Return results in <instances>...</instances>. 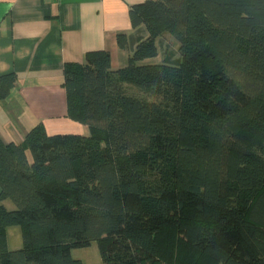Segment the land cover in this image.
<instances>
[{"label":"trees","instance_id":"trees-1","mask_svg":"<svg viewBox=\"0 0 264 264\" xmlns=\"http://www.w3.org/2000/svg\"><path fill=\"white\" fill-rule=\"evenodd\" d=\"M129 17L148 37L126 66L105 49L64 65L87 135L0 137V264H84L72 250L94 242L103 264H185L166 233L213 264H264V0H146ZM166 35L178 65L152 61ZM16 77L0 75V100Z\"/></svg>","mask_w":264,"mask_h":264},{"label":"crops","instance_id":"crops-1","mask_svg":"<svg viewBox=\"0 0 264 264\" xmlns=\"http://www.w3.org/2000/svg\"><path fill=\"white\" fill-rule=\"evenodd\" d=\"M146 0H0V75L15 72L16 84L0 100V137L21 143L27 132L43 123L49 134L81 133L87 126L69 119L64 65L83 63L88 51L105 49L112 68L128 63L139 43L148 37L144 25L133 27L131 5ZM126 33L128 47L121 49L117 36ZM159 55L152 61L178 65L182 57L169 36L157 40ZM15 210L10 200H4ZM11 250L22 248L17 240Z\"/></svg>","mask_w":264,"mask_h":264},{"label":"rangeland","instance_id":"rangeland-1","mask_svg":"<svg viewBox=\"0 0 264 264\" xmlns=\"http://www.w3.org/2000/svg\"><path fill=\"white\" fill-rule=\"evenodd\" d=\"M9 234V239L11 243L16 242L17 240L21 241L23 244V231L20 225H14L7 228ZM165 247L166 252L171 255L173 261H180L183 263L195 261L194 264H213L211 261L202 259L198 257L193 251L188 249L186 244L181 241V239L176 240V235L167 234L165 235ZM72 255L75 258L81 259L84 264H103L99 244L94 242L90 247L73 249Z\"/></svg>","mask_w":264,"mask_h":264}]
</instances>
